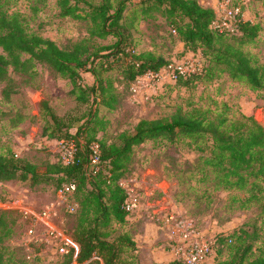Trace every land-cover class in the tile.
<instances>
[{
	"label": "rangeland",
	"instance_id": "374dc122",
	"mask_svg": "<svg viewBox=\"0 0 264 264\" xmlns=\"http://www.w3.org/2000/svg\"><path fill=\"white\" fill-rule=\"evenodd\" d=\"M90 1L93 4L98 2ZM197 1L203 7L212 6L214 11L223 3L222 0ZM7 5L9 12L21 15L28 32L47 37L61 48L83 41L90 52L101 53L102 47L115 41L112 36H90L94 24L89 18L61 17L56 0H11ZM144 8L146 4L143 1L131 0L123 11L122 23L131 34L129 48L135 53L150 52L162 56L183 67L189 65L198 71L194 74L203 73L200 79L188 87L176 86V81L166 73L156 80L147 78L141 83L135 79L126 81L122 69L128 57L123 56L118 62H112L111 69L103 76L112 79L118 100L113 109H108L96 106L90 98L89 102L76 100L68 79L45 64L35 63V72L30 76L21 75L9 67V80L0 83V147H9L18 160L39 166L65 161L69 157V143L72 142L46 139L41 135L42 102H47L59 117L72 121L75 128L87 120L89 112L96 106V119L91 121L90 127H93L96 137L107 144L118 143L119 134L131 133L140 119H171L175 112L184 113L193 108L208 109V114L214 116L226 106V114L230 117L252 116L264 126V86L253 92L245 85L232 81L225 72L217 71L213 78L206 80L207 62L199 51L184 49L176 28L165 19L161 8H151L145 17L142 13ZM228 8L237 11L241 19L259 24L255 41L244 49L264 66V0H229ZM85 9L89 11L87 7ZM235 34L238 35V31ZM81 75L82 83H93L89 72L83 71ZM4 88L9 92L7 98L2 93ZM75 128L71 130L74 132ZM188 142L182 137L173 143L160 138L133 147L127 172L120 182L139 196L136 209L141 213L139 221L134 226L129 219L123 226L112 221L102 231L107 233L108 239L122 231H127L133 239L135 232L145 234L147 245L152 239V246L137 247L132 252L136 255L137 264L143 257L150 258L149 251L153 261L164 260L158 255L171 250V245H175V230L182 227H189L203 239L231 237L234 231L243 227L256 233L251 240L252 258L264 256V177H249L250 182L256 183L252 193L258 199L243 204L250 193L216 188L214 174L210 170L201 172L197 167L198 157L207 152L197 151ZM57 190L48 183L29 187L19 180L0 182V215H3L0 218V233L10 229L8 237L2 240L8 264L57 263L65 257L57 256L47 262L48 255L52 253L49 244L34 240V233L28 232V223L12 208L16 200L37 209L50 205L55 213L52 223L71 235L78 207L69 212L66 201L59 197ZM73 197L76 201L75 194ZM231 239L222 247L215 248V259L218 250V258L227 257L228 247L234 241L233 237ZM123 255L126 257V253ZM90 261L92 264H103L102 259L95 255Z\"/></svg>",
	"mask_w": 264,
	"mask_h": 264
},
{
	"label": "trees",
	"instance_id": "16d2710c",
	"mask_svg": "<svg viewBox=\"0 0 264 264\" xmlns=\"http://www.w3.org/2000/svg\"><path fill=\"white\" fill-rule=\"evenodd\" d=\"M130 1L98 0L93 4L90 0H56L61 17L89 18L94 24L90 36L115 37L114 43L102 47L100 53L90 52L83 41L61 48L47 37L28 32L21 15L8 11L7 4L11 0H0V83L9 80V67L21 75L30 76L35 72V63L45 64L68 79L76 100L89 102L90 98L96 106L113 109L118 102L113 81L103 77L111 69L112 62L128 57L122 69L126 81H133L148 71L157 72L171 63L162 56L150 52L135 53L129 48L131 34L122 19ZM141 1L146 4L142 11L144 17L151 8H161L162 15L176 28L184 49L199 51L207 62L206 80L213 78L215 71L225 72L232 81L245 85L250 91L257 92L263 88L264 66L244 49L255 41L259 24L238 17V35L218 33L210 28L215 18L214 10L203 7L197 0ZM83 71L93 76V83H82ZM201 75L203 73L179 76L175 85L188 87ZM2 93L4 98L9 96L6 88ZM96 106L89 112L87 120L75 128L72 121L59 117L47 102H42L41 135L46 139L72 142L75 152L69 162L58 160L39 166L18 160L9 147H0V182L19 180L29 187L48 183L55 189L70 181L76 184L74 194L78 214L71 237L78 250L60 262L46 264H82L87 261V264H92L90 260L94 255L100 257L103 264H137L136 255L132 253L137 250L136 242L129 233L122 231L108 239L102 229L112 221L118 226L127 222L129 213L123 208L127 194L120 180L127 172L133 147L149 140L162 138L173 143L178 137L185 138L197 151L207 152L198 157L197 167L201 172L210 170L214 174L216 188L249 192L243 204L258 199L252 193L256 183L250 182L249 177H264V126L252 116L230 117L226 114V106L214 116L208 114V109L193 108L184 113L175 112L171 119H140L131 133L119 134L118 143L107 144L98 139L90 127L91 121L96 119ZM72 128H75L74 132ZM92 142H97L100 147L97 170L92 169L90 163L89 145ZM3 231L0 233V264H8L2 240L8 237L10 229ZM253 232L243 227L234 231L231 235L234 241L228 247L227 257L218 258V250L213 264H264V256L252 258L251 240L256 234ZM231 237L217 238L218 247L232 241ZM154 264L186 263L174 259Z\"/></svg>",
	"mask_w": 264,
	"mask_h": 264
},
{
	"label": "built area",
	"instance_id": "2783aa9c",
	"mask_svg": "<svg viewBox=\"0 0 264 264\" xmlns=\"http://www.w3.org/2000/svg\"><path fill=\"white\" fill-rule=\"evenodd\" d=\"M221 6L215 12V18L210 24V28L218 33H235L237 31L238 14L237 11L228 8L229 0H222ZM237 14V15H236ZM189 65L183 67L180 64L169 63L157 72L148 71L143 75L135 78V81L141 83L143 79H159V77L166 73L171 80L176 81L179 76L187 77L191 74L198 73L195 69H189ZM199 70V69H198ZM64 142V141H62ZM70 154L69 157L63 161L64 163L72 160L75 152L73 143H69ZM90 149V163L92 169L97 170L95 167L100 160V147L97 142H92L89 145ZM121 181V180H120ZM120 185L126 191V199L123 208L130 214L136 211L139 206V196L133 192V189H128L121 182ZM76 184L74 181L63 184L56 192L59 197L63 198L67 203V210L74 212L78 207L77 202L74 200V192ZM71 198L69 201L68 199ZM12 208L15 209L23 216L24 220L28 223L29 233H34V240L40 242H47L52 249V253L48 255L47 262L53 261L57 256H66L70 253H76L78 250L77 243L72 239L71 235L67 232L57 228L52 223L55 216L54 211L50 205L43 208H35L23 201L16 200L12 203ZM53 217V218H52ZM33 231H37L33 232ZM177 239L175 245H171V250L174 253L175 259H180L186 264H207L209 257L216 255L215 248H218V240L203 239L194 230L189 227H182L176 229Z\"/></svg>",
	"mask_w": 264,
	"mask_h": 264
},
{
	"label": "crops",
	"instance_id": "0c3cea01",
	"mask_svg": "<svg viewBox=\"0 0 264 264\" xmlns=\"http://www.w3.org/2000/svg\"><path fill=\"white\" fill-rule=\"evenodd\" d=\"M211 8L213 9L212 6H211ZM135 212L136 211H134L133 213H130L128 215V217H127V221L129 219V221L133 224V226L139 221V218H140V215L139 214H141V213H138V212L135 213ZM134 234H135L134 235V241L136 242V246L138 248H143L144 246L147 245L145 242H146V240H148V237H146L145 234H141V233H138V232H135ZM174 239L175 240L177 239L176 230H175V238ZM151 243H152V239H151ZM151 243L148 244L147 246L151 245ZM151 253L152 252L149 251L150 258L148 260H147L146 257L145 258L143 257L142 260L141 259L139 260V263L138 264H153L154 262H169V261L175 259V256H174V253L172 252V250H170L168 252H161V254L158 255L160 258H162V259L164 258V260H161V261L160 260L153 261L152 258H151ZM152 255H154V254H152ZM214 259H215L214 257H209L208 260H207V264H213L214 261H215Z\"/></svg>",
	"mask_w": 264,
	"mask_h": 264
}]
</instances>
